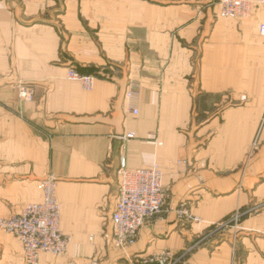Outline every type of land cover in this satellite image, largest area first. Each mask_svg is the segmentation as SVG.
Listing matches in <instances>:
<instances>
[{
  "label": "crops",
  "instance_id": "obj_1",
  "mask_svg": "<svg viewBox=\"0 0 264 264\" xmlns=\"http://www.w3.org/2000/svg\"><path fill=\"white\" fill-rule=\"evenodd\" d=\"M261 22L264 5L227 18L217 0L0 1V217L40 201L51 175L70 238L37 264H139L164 250L177 264H264ZM70 67L93 88L67 79ZM121 157L157 164L166 195L124 248L111 221ZM182 202L198 221L178 217ZM22 262L0 229V264Z\"/></svg>",
  "mask_w": 264,
  "mask_h": 264
},
{
  "label": "built area",
  "instance_id": "obj_2",
  "mask_svg": "<svg viewBox=\"0 0 264 264\" xmlns=\"http://www.w3.org/2000/svg\"><path fill=\"white\" fill-rule=\"evenodd\" d=\"M1 1V0H0ZM220 14L223 17L235 18L247 16L254 6L264 5V0H217ZM258 33L264 37V22L258 24ZM65 77L80 83L85 90H91L95 77L70 67ZM133 85L125 92L131 110L136 113ZM33 88L19 85L17 95L21 100H29ZM129 132L123 138H132ZM119 187L111 221L113 225L112 240L120 247L133 243L142 224L163 212L166 195L162 186V170L157 164L149 167L129 169L125 158H120L117 170ZM42 198L40 201L27 203L20 212L9 217H0V229L14 235L22 249V264H37L41 253L63 256L67 252L69 236L63 234L59 226L60 206L55 195V179L49 175L38 182ZM178 217L186 222L198 221L182 202L176 209ZM237 217V215H235ZM150 261L157 264H177L176 257L170 250H164L150 256ZM92 260L79 264H91ZM67 264H77L73 260Z\"/></svg>",
  "mask_w": 264,
  "mask_h": 264
},
{
  "label": "rangeland",
  "instance_id": "obj_3",
  "mask_svg": "<svg viewBox=\"0 0 264 264\" xmlns=\"http://www.w3.org/2000/svg\"><path fill=\"white\" fill-rule=\"evenodd\" d=\"M237 215V217H233L231 220H230V222L231 223H236L237 222V220H238V218H239V215L238 214H236ZM118 246V245H117ZM128 246V245H127ZM118 247H120V246H118ZM126 247V246H125ZM120 248H122V247H120ZM124 248V247H123ZM151 257L150 256H147V257H144V258H141V259H138V263L139 264H157L155 261H150L149 259H150ZM93 262V261H92Z\"/></svg>",
  "mask_w": 264,
  "mask_h": 264
}]
</instances>
